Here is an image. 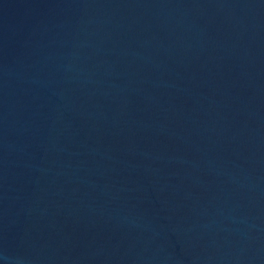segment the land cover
<instances>
[{
    "label": "water",
    "instance_id": "water-1",
    "mask_svg": "<svg viewBox=\"0 0 264 264\" xmlns=\"http://www.w3.org/2000/svg\"><path fill=\"white\" fill-rule=\"evenodd\" d=\"M0 264H264V0H31Z\"/></svg>",
    "mask_w": 264,
    "mask_h": 264
}]
</instances>
